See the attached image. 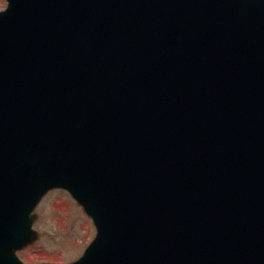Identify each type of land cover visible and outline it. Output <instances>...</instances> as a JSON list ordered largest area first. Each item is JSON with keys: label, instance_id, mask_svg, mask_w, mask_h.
Segmentation results:
<instances>
[{"label": "water", "instance_id": "water-1", "mask_svg": "<svg viewBox=\"0 0 264 264\" xmlns=\"http://www.w3.org/2000/svg\"><path fill=\"white\" fill-rule=\"evenodd\" d=\"M8 3L0 264L54 187L97 228L64 264H264V0Z\"/></svg>", "mask_w": 264, "mask_h": 264}, {"label": "rangeland", "instance_id": "rangeland-1", "mask_svg": "<svg viewBox=\"0 0 264 264\" xmlns=\"http://www.w3.org/2000/svg\"><path fill=\"white\" fill-rule=\"evenodd\" d=\"M6 5V0H0V10ZM36 211L39 217L34 226L40 238L19 252L28 263L76 260L96 235L91 218L64 189L48 192Z\"/></svg>", "mask_w": 264, "mask_h": 264}]
</instances>
